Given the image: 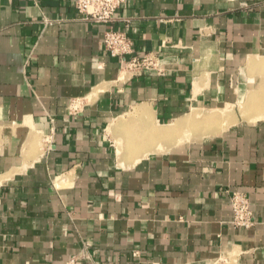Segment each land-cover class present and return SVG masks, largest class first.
I'll return each mask as SVG.
<instances>
[{
  "label": "crops",
  "instance_id": "crops-1",
  "mask_svg": "<svg viewBox=\"0 0 264 264\" xmlns=\"http://www.w3.org/2000/svg\"><path fill=\"white\" fill-rule=\"evenodd\" d=\"M74 1L0 0V264H264V117L236 108L264 86V0H126L111 24ZM109 25L163 70L123 68Z\"/></svg>",
  "mask_w": 264,
  "mask_h": 264
},
{
  "label": "built area",
  "instance_id": "built-area-1",
  "mask_svg": "<svg viewBox=\"0 0 264 264\" xmlns=\"http://www.w3.org/2000/svg\"><path fill=\"white\" fill-rule=\"evenodd\" d=\"M126 0H75L74 7L81 13L84 19L111 24L115 19V13ZM105 50L110 56L121 59V66L134 73H141L144 70L163 69L157 57L146 54L136 56L132 50V40L125 32L113 28L111 25L103 35ZM130 54L129 59L125 56ZM77 103L70 104L71 110L77 109ZM232 211V224L238 228H249L253 225L252 212L247 195L239 190H226Z\"/></svg>",
  "mask_w": 264,
  "mask_h": 264
},
{
  "label": "bare ground",
  "instance_id": "bare-ground-1",
  "mask_svg": "<svg viewBox=\"0 0 264 264\" xmlns=\"http://www.w3.org/2000/svg\"><path fill=\"white\" fill-rule=\"evenodd\" d=\"M250 59V58H249ZM256 92V91H255ZM254 92V93H255ZM254 93H252V96H251V94L249 95L250 97H248V99L246 100V102L243 104V105H238V107H236L237 108V112H239V114L240 115H242L243 117L245 116V117H247V115H249L250 113H253V112H258V118H263L264 117V86L261 88V90L260 91H258V94H256V95H253ZM257 93V92H256ZM248 96V95H247ZM246 97V96H245ZM247 98V97H246ZM244 101V100H243ZM236 105V106H237ZM235 108V107H234ZM232 107L231 106H227L225 109H223V110H221V111H219L218 110V112L216 113H212V115H209L208 116V120L210 121V122H212V124H213V122H216L217 121V123L219 122H221L225 117H228L229 116V114L232 112ZM234 112V111H233ZM197 113H199V112H197ZM202 115V114H201ZM206 117V116H205ZM255 118H257V117H255ZM195 119V121L196 120H198V119H201L200 117H195L194 118ZM207 119V118H206ZM187 120H191V118L190 117H188V119H186V121ZM183 121V120H182ZM204 122V121H203ZM207 122V121H206ZM224 122V121H223ZM223 122H221V124L223 123ZM179 124V123H178ZM177 124V125H178ZM208 124H210V123H208ZM180 125H181V123H180ZM180 125H178V126H175V125H173V126H170V127H168L167 129H165L166 130V132L167 133H172V132H174V130H176V129H180V127L182 126H180ZM223 126H225V124H222L220 127H222L223 128ZM184 127V126H183ZM206 128V127H205ZM227 128V127H226ZM223 129H225V127L223 128ZM214 132V131H213ZM155 133V132H154ZM154 133H150V134H147V135H145V137H144V139H146V138H150V137H152V136H155L156 134H154ZM162 133V132H161ZM160 133V134H161ZM212 133V132H211ZM188 135V134H187ZM186 136V135H185ZM184 138H186V137H184ZM187 138H188V136H187Z\"/></svg>",
  "mask_w": 264,
  "mask_h": 264
},
{
  "label": "rangeland",
  "instance_id": "rangeland-1",
  "mask_svg": "<svg viewBox=\"0 0 264 264\" xmlns=\"http://www.w3.org/2000/svg\"><path fill=\"white\" fill-rule=\"evenodd\" d=\"M259 91H260V90H259ZM252 114H253V115L250 117L252 120H253V119H256L255 117L258 118V115H257L258 112H253ZM248 117H249V116H248Z\"/></svg>",
  "mask_w": 264,
  "mask_h": 264
}]
</instances>
